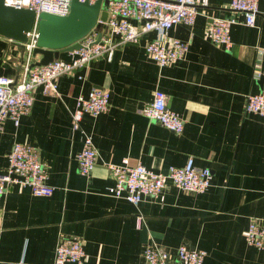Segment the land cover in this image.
<instances>
[{
  "label": "crops",
  "instance_id": "1",
  "mask_svg": "<svg viewBox=\"0 0 264 264\" xmlns=\"http://www.w3.org/2000/svg\"><path fill=\"white\" fill-rule=\"evenodd\" d=\"M229 3L208 0L193 24L167 30L189 43L181 59L158 65L144 48L156 32H145L138 41L118 43L110 57L99 55L60 75L58 93L38 86L18 125L5 119L0 173L14 143H31L55 189L36 195L28 185L8 186L0 197V264H52L62 235L82 240L84 264H138L147 242L170 251L181 243L204 248L202 264H264V248L248 244L242 234L251 220L264 224V115L244 111L245 95L264 90V0L252 25ZM216 16L235 19L230 49L207 34ZM22 48L0 33V75L23 71ZM43 56L37 52L34 60ZM56 58L69 60L71 51L61 50ZM95 85L109 89L108 107L85 113L75 129L77 97ZM155 89L166 92L169 108L182 116L180 133L141 113ZM85 132L98 150L90 174L80 171L77 160ZM125 156L158 172L192 157L210 168L211 183L197 192L168 181L163 201L145 196L133 204L108 193L113 179L106 162Z\"/></svg>",
  "mask_w": 264,
  "mask_h": 264
},
{
  "label": "built area",
  "instance_id": "2",
  "mask_svg": "<svg viewBox=\"0 0 264 264\" xmlns=\"http://www.w3.org/2000/svg\"><path fill=\"white\" fill-rule=\"evenodd\" d=\"M73 0H5L6 4L66 15L70 12ZM85 1V0H82ZM94 3L96 0H87ZM109 17L106 21L97 19V23L78 42L79 46L69 49V60L55 58L48 63L34 60V48L38 43V21L28 31V41L24 42L27 54L24 56L23 71L17 76L0 75V131L6 118L18 125L22 115L27 113L34 103V91L38 86L44 93H58V78L64 73L88 66L99 55L110 57L118 43L138 41L148 31L156 35L145 45L146 54L158 65H165L181 59L189 46L186 40L168 34V29L183 22L193 24L202 7L208 0H106ZM259 0H230V7L244 15V22L252 25L258 13ZM235 22L233 17H212L207 24L208 36L225 49H230L232 40L230 28ZM115 37L117 39L115 40ZM110 91L105 86H93L87 95L77 97V106L73 110V127L80 128L85 113L97 115L109 104ZM141 113L159 122L171 131L180 133L184 120L176 111L169 108L167 94L155 89L152 99L145 103ZM244 111L264 115V90L249 92L245 95ZM97 145L91 133L85 132L82 149L77 153L80 171L90 174L97 163ZM9 164L5 172L0 173V197L11 184L28 185L36 195H51L55 186L49 183L46 163L41 159L38 149L31 143H14L9 155ZM113 183L108 193L124 198L136 204L145 196L159 201L165 198L164 190L168 181L186 191H203L211 183V170L207 166H198L193 158L180 166L170 165L165 172L148 168L141 161L131 163L128 157L120 162H106ZM140 219H138V223ZM245 241L258 248H264V224L251 220L242 231ZM206 250L191 248L185 243L175 250H167L155 242L143 245L142 261L138 264H202ZM87 256L81 239L62 235L59 239L55 259L52 264H84Z\"/></svg>",
  "mask_w": 264,
  "mask_h": 264
},
{
  "label": "water",
  "instance_id": "3",
  "mask_svg": "<svg viewBox=\"0 0 264 264\" xmlns=\"http://www.w3.org/2000/svg\"><path fill=\"white\" fill-rule=\"evenodd\" d=\"M106 0L90 3L73 0L71 10L66 15L42 11L39 14L31 8L17 7L0 0V33L17 40L21 47L28 41L30 31L38 21V43L34 50L42 52L38 63H48L58 57L59 51L79 46L78 40L96 23L109 17Z\"/></svg>",
  "mask_w": 264,
  "mask_h": 264
},
{
  "label": "rangeland",
  "instance_id": "4",
  "mask_svg": "<svg viewBox=\"0 0 264 264\" xmlns=\"http://www.w3.org/2000/svg\"><path fill=\"white\" fill-rule=\"evenodd\" d=\"M22 49H23V51L25 52V54H27V50H25V47H23ZM63 50H66V49H63ZM37 51H38L37 49L34 50V56L36 55Z\"/></svg>",
  "mask_w": 264,
  "mask_h": 264
}]
</instances>
